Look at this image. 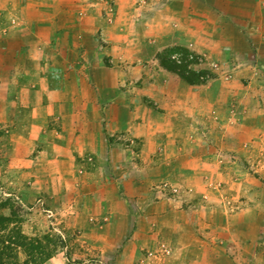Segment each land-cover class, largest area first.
Wrapping results in <instances>:
<instances>
[{
  "label": "crops",
  "instance_id": "1",
  "mask_svg": "<svg viewBox=\"0 0 264 264\" xmlns=\"http://www.w3.org/2000/svg\"><path fill=\"white\" fill-rule=\"evenodd\" d=\"M74 1L2 0L9 13L6 21L15 19L30 27L25 32L9 31L6 44L11 46L4 48L8 58L17 53L19 56L14 58L12 67L17 70V81L12 78L5 84L6 96L3 102L6 103V111L1 113H7V117H10V113H19L16 132L22 143L35 145V134L42 127L40 122L44 121L42 117L45 113H49L50 120L55 122L51 132L58 135V139L71 133V130L65 129V124L76 127L73 131L79 129L73 116L67 113H74L72 115L75 117H93L96 121L102 119L101 134L106 121L104 103L106 100L112 101L108 113L115 116L113 123L110 121L114 132L125 126L135 127L139 133L143 131V160L149 162L148 166L150 160L154 164L160 162L165 166V173L175 171L174 176L178 177L173 179L191 189L184 190L181 201L184 203L175 207L178 208L176 211L171 208L172 199L159 203L164 211V215H160L165 235L162 241L172 240L175 243V253L181 255L182 262L190 259V255L194 262L199 260V245L192 244L190 238H199L201 230L214 227L211 226V216H202L205 201L199 198L202 193L210 192L209 186L213 182L239 183L236 186L240 190L232 186L222 192L224 197L234 198L236 202L237 197H240L238 205H235L239 212L228 208V232L233 234L231 238L228 236V242H238L243 247L254 237L264 238V204L259 200L257 203L249 201L252 197H261V190L255 187L249 189L246 183L254 177L242 172L238 175L228 166L226 169L218 165L216 160L213 161L222 154L228 157L232 155L236 161L244 160L242 156H245L255 166L258 159L250 161L249 150L245 146L251 142L257 145L259 141L264 144V135L260 136L264 134V94L257 91L258 86L263 90L264 80L244 73L256 64V61L252 63L255 55L264 63V0H108L105 5H111L112 15L101 13L104 4L93 13L90 8L95 5L82 0L86 3L84 6L81 4L86 9L80 20L85 23L82 37L90 39L94 36L95 33L90 32L92 25L103 29V34L109 38L106 53L131 55L124 59L129 60L133 71L125 73V78L121 74L119 79L110 82L106 72L97 69V65L90 72L88 84L83 80L77 87H71L69 78L60 75L63 78L57 79L55 73L48 75L41 71V58L45 60L47 53L64 45L57 39L53 42L50 37H58L62 35L61 32L52 35L40 23L54 26L60 12L67 17L65 11L76 4ZM250 2L254 10L245 16L241 12L242 7ZM111 18L115 20V25L110 29ZM82 46L84 48H80L81 51L97 53L98 45L94 42L91 50ZM14 49L17 51L14 52ZM179 50L208 54L215 60H221L228 65V77L232 80L218 79L209 85L188 83L161 63V58ZM133 58H139L145 63L132 66ZM10 73H13L11 69ZM126 81L130 85L128 94L121 88ZM132 84H136L134 91H131ZM17 86L23 95L15 98L17 102L13 112L10 105ZM96 134H99L98 128ZM73 143L67 150L94 149L98 158L93 166L96 170L101 168L103 159L100 162L98 160L102 157L99 145L81 141L80 145L78 142ZM54 148L57 150L55 157L59 159L53 164L55 174H58L59 179L69 174L66 184L70 185L72 196L84 195L89 198V191L95 190L92 193L94 197L105 198L102 186H91L96 176L92 168L90 172L91 164L84 165L81 175L70 171L72 168L74 170L75 162L71 161V165L68 160L60 159L58 150L64 149L59 145ZM154 150H160L162 154L164 152V158L161 155L156 160L151 159ZM236 161L232 160L234 164ZM260 161L264 164L263 160ZM166 164L171 169L166 168ZM102 170L97 172L98 176L104 174ZM130 175L133 176V173ZM168 177L169 174L164 175V179ZM132 180L124 179L123 184L133 190ZM250 211L256 215V222L252 218L249 220ZM174 215L177 221L173 220ZM230 246L234 248L231 243ZM255 246V252L264 255V248L258 243Z\"/></svg>",
  "mask_w": 264,
  "mask_h": 264
},
{
  "label": "rangeland",
  "instance_id": "2",
  "mask_svg": "<svg viewBox=\"0 0 264 264\" xmlns=\"http://www.w3.org/2000/svg\"><path fill=\"white\" fill-rule=\"evenodd\" d=\"M107 1L87 0L86 3L95 5L90 8L93 13L97 10L96 8L104 4L101 6L104 7L101 13L112 15L111 5H105ZM74 2L76 4L65 11L68 13L67 17L60 12L61 15L56 18L54 26L45 25L50 23H40L41 27H44L45 30L49 29L52 35L61 32L62 35L58 37H50L53 42L57 39L64 45L47 53L45 60L41 58L42 73L48 75L51 72L55 73L57 79L59 77L62 79L63 77L60 75H63L69 78L71 87H77L83 80L88 84L91 79L90 72L97 65V69L106 72L110 82L119 79L121 74L125 78L124 74L133 70L130 69L129 60L124 58L131 55L106 53L109 38L106 36L107 34H103V29L96 28L94 25L90 29V32L95 33L94 36L90 39L82 37L85 23H81L80 20L83 13H86V9L83 8L86 3L82 0ZM251 4L250 2L242 7L241 12L245 16L254 10V7L250 6ZM8 14L6 5L2 4V0H0V218L8 220L7 222L1 221L0 240L13 239L16 241L19 236L25 237L29 244L30 241L33 242L34 248H28L30 250L28 253H21V262L30 260L36 261V264H264V255L255 252L256 243L264 248V238L254 237V240L249 241L248 245H243V247L238 242L237 244L228 242V236L229 238L233 236L230 231L228 232V208L233 212H239L235 205H238L240 197H237L236 202L234 198L224 197L222 192L226 187L228 190L239 184L236 182H213L209 186L210 192L202 193L199 196L205 201L202 206L205 212L202 213V216L205 218L211 216V226L214 227L211 230H201L199 238L195 236L190 238L192 244L199 245V249L193 248L198 249V253H200L197 262L191 260V255L190 259L182 262L181 255L175 253V243L172 240L171 242L165 239L162 241L165 235H163L164 223H162L160 215H164V211L162 212V206L159 203L172 199L173 207L171 208L174 209L180 204L183 205L184 202L181 201L184 190L191 189L173 179L178 177V175L174 176L175 171L170 170L169 173H165V166L160 162L154 164L150 160L151 164L148 166L149 162L143 160L144 142L141 136L143 131L139 133L135 127L125 126L120 131L114 132L112 123L115 116H112L113 113H108L112 101L106 100L104 103L106 121L101 134L102 119L96 121L93 117L82 115L75 117L72 115L74 113H67L69 116H73L79 129L73 131L72 129L76 127L72 128L65 124V129L71 130V133H66L65 137L58 139V135L51 132L55 122L50 120L49 113H45L42 117L44 121L40 122L42 127L35 134V145H31L30 142L23 144L20 135L16 132L19 113H10V117H7V113H1L6 109V103L3 102L6 96L5 84L12 78L17 81L15 78L17 70L12 67L14 58L19 56L17 53L8 58L4 48L11 46V44H6V35L9 31L25 32L30 27H27V23L18 22L15 19L6 21ZM109 24L110 29L113 28L115 20L113 21L111 18ZM48 35L47 39H49ZM93 42L98 45L97 53L80 50V48H84L82 45L91 50ZM15 51L17 49H14ZM174 54L179 55V53ZM193 54L199 56V62L201 58L204 59V62L199 66L187 64L183 71L186 75L195 78L192 73L210 71L214 79L207 82V85L218 79L232 80L228 77L230 69L224 62L219 59L215 60L208 54L194 52ZM254 59L252 63L256 61V64L251 70L244 71V73L264 80V63L259 56L256 58L255 55ZM133 61L132 66L145 63L139 58H133ZM122 65L123 68H121ZM10 66L11 68H9ZM10 69L13 73H10ZM202 75L205 74L202 73ZM135 85H131V88L133 87L131 91H134ZM121 88L124 93L128 94L130 85L126 81V84ZM257 91L264 94V88L261 90L260 86ZM22 95L23 93L21 94L20 88L17 86L14 100L10 105L11 111L13 109L14 112L16 109L17 100L15 98ZM83 115L85 114L83 113ZM71 124L73 123L71 122ZM97 128L99 129L98 135L96 134ZM263 135L260 136L263 137ZM69 137L73 139H69ZM80 141L99 145V154H102V157H99L98 160L100 162L103 159V165L100 164V169L103 168L102 171H104L103 175L98 176L97 172H100V169L96 170V167L93 166L98 158L94 149L88 151L76 148L67 150L71 143L78 142L80 145ZM55 145L64 149L58 150L60 159L68 160L69 164L75 162L74 170L72 168L70 171H76L81 175L83 172L81 169L84 170L85 164L92 165L90 172L93 169L96 176L91 182V186L94 188L97 185L102 186V189L105 190V198L94 197L92 193L95 190L89 191V198L84 195L83 197L74 196L73 193V196L71 195L70 185L66 184L69 174L59 179L58 174H55L54 171L53 164L59 160L55 157L57 153ZM245 148L249 150L248 159L250 161L253 158L258 159L255 166L246 160L245 156H242L244 160L236 161L232 155L228 157L222 154L219 159H213V161L216 160L218 165H223L226 169L228 166V169L238 175L242 172L244 175L253 176L254 178L246 183L249 189L255 187L257 190H261L262 196L252 197L249 201L257 203L259 200L261 204H264V164L260 161L263 160L264 163V144L262 145L261 141L257 145L251 142ZM153 153L151 159L155 158L156 160L161 155L164 158V152L162 154L160 150H154ZM252 154L255 156L252 157ZM232 160L236 161V164ZM144 163L147 166H142ZM167 167L171 169L168 164H166ZM130 173H133V176ZM165 174H169L168 179H164ZM130 178L133 179L131 183L134 186L133 190L129 185L123 184L124 179L128 181ZM236 188L238 187L236 186ZM177 209L175 208L174 211ZM248 218L250 221L252 218L256 222V215L251 211ZM238 219L242 220V218ZM173 220H178L176 215ZM37 242L41 247L36 250ZM230 243L234 245V248L230 246ZM41 257L44 258V261H40Z\"/></svg>",
  "mask_w": 264,
  "mask_h": 264
},
{
  "label": "trees",
  "instance_id": "3",
  "mask_svg": "<svg viewBox=\"0 0 264 264\" xmlns=\"http://www.w3.org/2000/svg\"><path fill=\"white\" fill-rule=\"evenodd\" d=\"M174 53H179L180 55H182L183 61L185 62L183 63V65H178L176 61L172 59L175 55ZM190 58H192V60L187 62ZM199 59L200 58L198 55H194L193 53L186 50H179L177 52L175 51L166 55V57H163V59L161 58V63L166 69L178 74L182 79L186 80L190 84H206L210 80L214 79L210 71L192 73L195 78H191L183 72L185 71V66H187V64L200 65ZM202 73L205 75H202ZM2 220H4L5 222L8 221L6 218H0V224ZM38 244L39 243L37 242L36 245L38 247L35 248L36 250L41 247V245ZM28 248H34V245L31 241L29 244L25 237L18 236L16 238V241H13V239L5 241L0 240V264H36V261L33 262L30 260L21 262L20 255L21 253H28L30 251L28 250ZM40 261H44V258L41 257Z\"/></svg>",
  "mask_w": 264,
  "mask_h": 264
},
{
  "label": "built area",
  "instance_id": "4",
  "mask_svg": "<svg viewBox=\"0 0 264 264\" xmlns=\"http://www.w3.org/2000/svg\"><path fill=\"white\" fill-rule=\"evenodd\" d=\"M174 61H176V63L178 64V65H182L183 63H184V61H183V58H182V55H178V54H175L174 56H173V58H172ZM192 60V58H190L189 59V61H191ZM204 59H201L200 60V65L204 62L203 61ZM191 65H193V64H191ZM193 66H195V65H193ZM197 66V65H196ZM199 66V65H198Z\"/></svg>",
  "mask_w": 264,
  "mask_h": 264
}]
</instances>
